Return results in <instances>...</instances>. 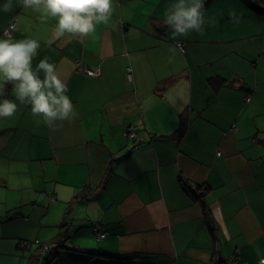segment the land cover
I'll return each instance as SVG.
<instances>
[{
    "label": "crops",
    "instance_id": "1",
    "mask_svg": "<svg viewBox=\"0 0 264 264\" xmlns=\"http://www.w3.org/2000/svg\"><path fill=\"white\" fill-rule=\"evenodd\" d=\"M174 2L115 0L108 26L59 39L54 18L16 0L0 8V36L16 17L12 38L40 42L33 68L55 64L76 110L51 128L18 101L0 118V264H26L20 238L53 241L71 201L70 238L51 264H261L264 14L245 0H204L215 24L179 38L173 56L164 19ZM29 205L41 216L35 235Z\"/></svg>",
    "mask_w": 264,
    "mask_h": 264
},
{
    "label": "clouds",
    "instance_id": "2",
    "mask_svg": "<svg viewBox=\"0 0 264 264\" xmlns=\"http://www.w3.org/2000/svg\"><path fill=\"white\" fill-rule=\"evenodd\" d=\"M25 11L31 10L42 19L54 18V35L57 39L66 34L88 37L96 32L97 26H108L112 20L115 0H16ZM4 12L13 8V0H6L0 6ZM233 22L239 23L236 12L230 11ZM215 19L206 18L204 0H175L165 12L164 25L168 36L176 41L170 49L173 56L181 48L179 38H188L193 32L203 33ZM12 25L0 36V118L12 117L19 104H30L31 113L37 117V124L43 122L55 127L57 122L75 118L76 110L68 86L61 78L55 64L48 58L40 60L33 68V58L38 55L41 44L26 37L14 40ZM171 59V58H170ZM41 72L43 78H41ZM11 85V97L8 95Z\"/></svg>",
    "mask_w": 264,
    "mask_h": 264
},
{
    "label": "trees",
    "instance_id": "3",
    "mask_svg": "<svg viewBox=\"0 0 264 264\" xmlns=\"http://www.w3.org/2000/svg\"><path fill=\"white\" fill-rule=\"evenodd\" d=\"M245 1L255 11H257V12H259L261 14H264V0H245ZM9 86H11V85H9ZM131 139H134V138H131ZM103 182L105 183L106 180H104ZM192 186L191 187L189 186V190L192 193H194V194L202 195L204 193V191H205L204 187H202L201 185H197V189L196 190ZM199 188H203L204 191H201V192L198 191ZM73 202L74 201H71L69 206L67 207V210H66V212L64 214V217H63L61 223L59 224V232H58L57 236L55 237V239L53 241L48 242V245L50 247L42 252V248L45 247L46 243L42 242V244L37 245L36 250H34V252H33L34 255L31 256L32 257L31 264H51V253L54 252V251L57 252L61 248H64V247L67 246L65 242L67 241L68 238H70V235L68 234V230H69V226L71 224V212H72V207H73L72 204H73ZM95 223L96 222H94V224ZM94 224H93V226H94ZM103 230H105V229H103ZM105 231H107V230H105ZM75 249H77V248H75ZM77 250H82V249H77ZM86 252H88V251H86ZM88 253L90 255H94L95 254L93 252H88ZM96 254L98 255V253H96Z\"/></svg>",
    "mask_w": 264,
    "mask_h": 264
},
{
    "label": "built area",
    "instance_id": "4",
    "mask_svg": "<svg viewBox=\"0 0 264 264\" xmlns=\"http://www.w3.org/2000/svg\"><path fill=\"white\" fill-rule=\"evenodd\" d=\"M17 24V18L14 17L10 22L9 24L6 26L5 30L9 29L10 26L14 25L16 26ZM4 30V32H5ZM13 32H11V35H12ZM181 43V48L182 50L185 49V47L183 46V43ZM81 69L86 72L87 74H90V75H98L100 73L99 69L98 68H94V67H90V66H81ZM127 75H128V78L129 79H132L133 78V72H132V67H128V71H127ZM251 99V94H247L245 96V100L246 101H249ZM125 134L128 138H135L137 136V130H135L134 128H128L125 130ZM1 179H0V183H1ZM193 188H195V190L197 189V185H193L192 186ZM198 191H204L203 188H199ZM52 199H55L54 195L50 196ZM94 229H95V232L97 234V237L98 238H104L106 235H107V231L103 230L102 228V225L101 223L99 222H96L94 224ZM40 243V240L39 239H36L35 241H31V240H28V239H21L19 241V247L20 248H31L32 244H39ZM50 246L49 245H46L43 250L45 251L46 249H48ZM233 261L237 264H243L239 259H236V258H233ZM259 262L261 264H264V257H262ZM246 264V263H245Z\"/></svg>",
    "mask_w": 264,
    "mask_h": 264
},
{
    "label": "rangeland",
    "instance_id": "5",
    "mask_svg": "<svg viewBox=\"0 0 264 264\" xmlns=\"http://www.w3.org/2000/svg\"><path fill=\"white\" fill-rule=\"evenodd\" d=\"M262 28H263V26H262ZM29 209L28 210H26V213L27 214H30L31 216H32V218H33V220H32V225H31V229H30V232L28 233L29 235L30 234H33V235H35L38 231H39V229L41 228L40 227V225H39V220L41 219V216L39 215V213L35 210V209H32V206L31 205H29V206H27ZM39 209H42V208H39ZM18 223H16V225L15 226H17L20 230L18 231V230H16V232H19V233H23L24 232V226H25V222L24 223H20V221H23V218H21V217H19L18 219ZM47 222L48 223H50L51 221H49V220H47ZM20 224V225H19ZM32 237H35V236H32ZM22 239H28V240H31V241H35L36 239H38V238H30V237H27V238H22ZM21 240V238L20 239H18V244H19V241ZM40 240V239H39ZM11 242H12V244H13V240L11 239ZM42 242H45L46 244H45V246L46 245H48V241H42V240H40V243L39 244H37V245H40V244H42ZM36 244H34V248L37 246ZM32 247V248H33ZM32 248H30V249H27V248H20V247H18V251H20V252H18L17 250H16V252H18L19 254H23L25 257H24V262L26 263V264H30V260H29V257H30V255L33 253V250H32ZM44 250H43V248H42V252H43Z\"/></svg>",
    "mask_w": 264,
    "mask_h": 264
}]
</instances>
